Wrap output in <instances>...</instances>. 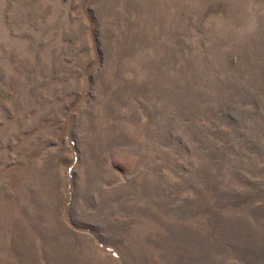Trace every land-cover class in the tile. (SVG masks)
<instances>
[{
  "label": "rangeland",
  "instance_id": "obj_1",
  "mask_svg": "<svg viewBox=\"0 0 264 264\" xmlns=\"http://www.w3.org/2000/svg\"><path fill=\"white\" fill-rule=\"evenodd\" d=\"M0 264H264V0H0Z\"/></svg>",
  "mask_w": 264,
  "mask_h": 264
}]
</instances>
